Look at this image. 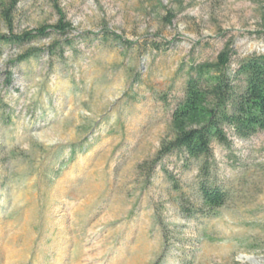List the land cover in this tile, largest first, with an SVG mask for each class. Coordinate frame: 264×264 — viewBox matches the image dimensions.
<instances>
[{"label":"rangeland","instance_id":"374dc122","mask_svg":"<svg viewBox=\"0 0 264 264\" xmlns=\"http://www.w3.org/2000/svg\"><path fill=\"white\" fill-rule=\"evenodd\" d=\"M57 1L73 28L64 59L48 54L56 32L0 45V264H264V131L213 144L230 192L216 215L181 211V194L197 203L196 161L173 153L150 172L188 63L228 41L233 66L264 53V0ZM58 19L52 0H21L13 33ZM106 28L133 47L81 37Z\"/></svg>","mask_w":264,"mask_h":264},{"label":"trees","instance_id":"16d2710c","mask_svg":"<svg viewBox=\"0 0 264 264\" xmlns=\"http://www.w3.org/2000/svg\"><path fill=\"white\" fill-rule=\"evenodd\" d=\"M20 1L0 0V11L10 29L9 35H0V45L21 47L56 32L63 40L55 41L48 48V54L64 59L65 47L74 48V39L68 36L73 28L58 1L52 0L59 15L57 23L15 34L13 12ZM174 17L173 12H168L163 18L172 23ZM81 37L86 42L114 41L128 48L134 45V42L107 28L101 36L86 32ZM154 47L161 48L158 44ZM39 55V48H30L12 64L23 63ZM234 55L232 42L228 41L214 60L188 63L183 96L177 100L171 114L173 137L163 142L151 161L150 172L173 153L182 154L188 161H196L197 203L186 200L185 195L180 196V208L187 217L216 215L230 199L229 190L217 180L218 162L213 144L230 146L235 138L248 139L264 131V53L249 55L233 66ZM11 75L9 72L7 85L12 83ZM76 152L77 148H72L71 156ZM167 176L173 187L182 193L176 177L171 173Z\"/></svg>","mask_w":264,"mask_h":264}]
</instances>
